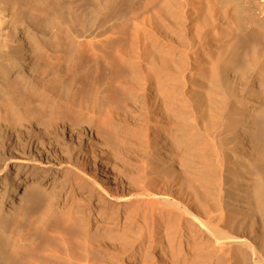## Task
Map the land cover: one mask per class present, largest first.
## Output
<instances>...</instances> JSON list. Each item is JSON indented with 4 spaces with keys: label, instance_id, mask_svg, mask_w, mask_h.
I'll use <instances>...</instances> for the list:
<instances>
[{
    "label": "bare ground",
    "instance_id": "1",
    "mask_svg": "<svg viewBox=\"0 0 264 264\" xmlns=\"http://www.w3.org/2000/svg\"><path fill=\"white\" fill-rule=\"evenodd\" d=\"M242 2L0 0V264H264V0Z\"/></svg>",
    "mask_w": 264,
    "mask_h": 264
},
{
    "label": "rangeland",
    "instance_id": "2",
    "mask_svg": "<svg viewBox=\"0 0 264 264\" xmlns=\"http://www.w3.org/2000/svg\"><path fill=\"white\" fill-rule=\"evenodd\" d=\"M242 1H243L244 3L242 2V4H243V13H242L241 15H243V14L246 13V11L248 10V6H249L248 3H250L251 0H250L249 2H247V0H242ZM246 2H247V4H246ZM244 5H246V6H244ZM228 6H229V7H228ZM230 6H231V7H230ZM228 8H229L230 13L232 14V13L234 12L233 7H232V4H231V5H227V6H225L223 9H228ZM232 10H233V11H232ZM244 12H245V13H244ZM249 15H250V13H249ZM182 32H183V31H181V32H177L176 34H177L178 36L175 34L174 37L176 38V40H177L178 38H181V39H183V40L186 39V40H184L185 43L188 42V44H189V40L187 39V37H185L186 35H185V36H182V35L184 34V33H182ZM178 33H180V34H182V35H180V34H178ZM179 35H180V36H179ZM176 36H177V37H176ZM162 37H163V36H162ZM174 37H173V41L175 42L176 40H174V39H175ZM183 37H184V38H183ZM181 39H180V40H181ZM183 40L180 41V42H183L182 46L187 45V44H184V41H183ZM176 42H177V45L179 44V46H181V45H180V42H178V41H176ZM175 69H176V68H175ZM190 88H191V87H190ZM191 89H192V88H191ZM189 92H190L189 94L192 93V91H189ZM193 93H194V91H193ZM193 93H192V94H193ZM189 96H190V95H189ZM192 96H194V94L191 95L190 97L192 98ZM10 224H11V225H10ZM8 225H9V227H8ZM8 225H7V224L5 225V230L7 231V232H6V235H7V237L9 236V238H7V239L10 240V241L8 240L10 245H11V242H12V239H13V242H12V245H13V243L15 244V242L17 241L16 239H18L17 237H18L19 229H18L17 227H16V228H17V229H16L15 226H13V229H9V228H11L12 225H13L12 222H10ZM10 226H11V227H10ZM8 229H9V231H8ZM14 229H15V230H14ZM10 230H13V232H11ZM16 230H18V232H17ZM10 232L13 233V234H12V235H8V234H11ZM71 232H72V231H71ZM71 232L69 231V235L71 234ZM51 233H52V232H50V234H51ZM16 234H17V235H16ZM71 235H73V233H72ZM71 235H70V236H71ZM14 236H15V237H14ZM47 236H48V235H47ZM47 236H46V238H47ZM51 236H52V235H51ZM51 236L48 237V238L50 239V241H49L48 238H47V239L45 238V239H43V242H44L45 240H46V243L49 242V244H51L50 242H52V243L56 242V243H57V244H56V245H57V246H56L57 248H59L60 246H62V244L58 243L59 240H58V242H57V241H56L57 239H55V238L52 239L53 236H52V237H51ZM11 237H12V238H11ZM51 239H52V240H51ZM15 240H16V241H15ZM47 240H48V241H47ZM53 240H55V241L53 242ZM14 241H15V242H14ZM0 244H1V243H0ZM9 244H8V248L10 249V245H9ZM43 244H44V243H42L41 248H42L43 246H45V245H46V246H45L46 248L44 247L45 249L50 248V247H47L49 244H45V245H43ZM58 244H59V245H58ZM111 244H112V243H111ZM114 244L116 245L115 242H114ZM52 245H54V244H51V247H52ZM108 245H109V247H108ZM108 245H107L108 249H107L106 251L111 252V254H116V253H117V250L114 249V248H115L114 245H113V248H112V246H110V244H108ZM49 246H50V245H49ZM54 246H55V245H54ZM54 246H53V247H54ZM58 246H59V247H58ZM117 246H118V245H116V248H117ZM0 247H1V245H0ZM41 248H40V249H41ZM109 248H111L112 250L109 249ZM45 249H41V252H43L42 250H44V251H46V253H47V250H45ZM48 251H49V250H48ZM112 251H113V253H112ZM41 252H40V253H41ZM114 252H115V253H114ZM46 253H45V254H46ZM102 253H104V251L101 252L99 255H102V257L106 260V261L104 260V264H111V260L106 256V255H108V254H106V253H105V254H102ZM46 255H47V254H46ZM43 256H44V253H42L41 257H43ZM96 257H101V256H96ZM102 257H101V258H102ZM44 258H45V257H44ZM103 258H102V259H103ZM106 258H107V259H106ZM199 261H200V260H199ZM199 261H198V260H196V262L193 261L192 264H197V263L202 264L203 262H204L203 264H207V261H205V260H202L201 263H200Z\"/></svg>",
    "mask_w": 264,
    "mask_h": 264
}]
</instances>
